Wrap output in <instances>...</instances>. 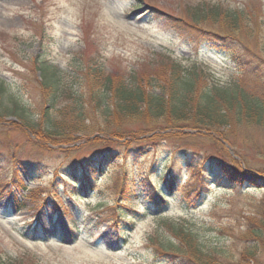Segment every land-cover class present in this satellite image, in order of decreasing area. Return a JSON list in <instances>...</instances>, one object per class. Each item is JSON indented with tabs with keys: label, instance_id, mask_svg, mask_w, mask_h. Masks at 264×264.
<instances>
[{
	"label": "rangeland",
	"instance_id": "1",
	"mask_svg": "<svg viewBox=\"0 0 264 264\" xmlns=\"http://www.w3.org/2000/svg\"><path fill=\"white\" fill-rule=\"evenodd\" d=\"M197 1L202 0H0V82L7 83L6 93L21 99L27 111L18 115L0 106V258L19 264H185L174 253L180 241L164 228L165 241H158L157 222L150 215L141 216L119 237L116 210L124 205L143 209L147 196L162 191L160 177L172 163L180 173L174 194L183 198L197 194L191 170L194 174L212 162L234 160L242 183L233 188L212 185L190 211L173 207L163 216L204 222L206 228L195 237L201 250L221 244L237 256L241 243L236 235L243 232L245 217L254 216L264 203V185L252 182L264 179L259 173L264 172L263 131L234 128L228 142L204 128L176 127L164 119L110 126L101 118L87 119L72 128H46L37 122L48 106L41 74L33 67L38 58L53 75L71 79L77 63L91 57L101 58L108 70L123 72L148 66L152 53L166 52L202 60L225 79L239 67L233 58L249 57L232 48L237 37L264 59L263 37L248 35L241 26L229 31L222 22L195 14ZM220 1H244L264 21V0ZM108 155L109 171L97 173L98 189L81 198L71 195L72 185L64 178L71 173L83 177L88 160ZM124 168L129 169V191L121 194L111 188L108 175ZM20 182L27 191L18 187ZM14 197L24 200L23 209L13 204ZM182 248L185 257L195 255ZM260 258L258 264H264V254Z\"/></svg>",
	"mask_w": 264,
	"mask_h": 264
},
{
	"label": "trees",
	"instance_id": "2",
	"mask_svg": "<svg viewBox=\"0 0 264 264\" xmlns=\"http://www.w3.org/2000/svg\"><path fill=\"white\" fill-rule=\"evenodd\" d=\"M223 4L220 0L197 1L193 4V11L222 22L229 31L241 26L248 35L253 33L264 38V21L259 20L261 15L251 13L245 8L247 4L244 1L234 5ZM140 5L136 3L135 6L138 8ZM231 44L232 48L246 51L249 57L243 60L233 58L239 67L225 79L220 78L202 60L192 56L178 58L166 52L152 53L148 57L151 62L148 66H130L123 72L108 70L101 58L91 57L83 65L77 63L71 79L53 75L54 71L44 59H35V64L38 63L33 67L41 74L39 84L42 86L43 100L48 102L47 108L38 115L37 122L46 128H72L84 125L87 119L94 122L101 118L108 126L113 122L118 124L139 118L144 121L164 119L176 127L184 124L204 128L219 134L226 141L229 140L228 131L230 133L231 129L242 126L264 132V59L247 50L240 38L234 37ZM6 85L0 82V106L4 105L18 115L27 113L21 99L6 93ZM109 161V155L102 161L90 159L86 162L89 167L83 168V177L71 173L64 178L72 185L71 195L81 198L97 190L96 177L99 173L103 176L108 173ZM235 162H212L208 168H201L194 174L191 170L190 176L197 179V194L191 197L185 194L183 198H177L174 194L179 170L174 169L173 163L166 166L167 171L160 177L164 184L162 191L148 196L143 209L130 205L117 206L114 223L117 234L124 236V230L132 228L137 219L150 215L157 222L155 230L160 235L156 238L158 241L163 244L162 230L165 229L185 248L194 252L195 255L185 257L182 245L174 251L185 264H258L260 254H264V203L262 208L256 207L254 216L245 217L244 230L236 235L241 243L237 256L221 244H214L208 251L201 250L196 238L201 234V229L206 228L204 222L187 216L185 219L163 216L173 207L190 211L202 203L212 185L233 188L242 183L243 174ZM192 166L188 165L190 169ZM88 169L94 173L91 174ZM25 172L27 177H32L28 170ZM129 176L128 168H124L123 173L117 172V175L109 174L113 184L111 188H117L121 194L129 191ZM254 180L253 183L260 181L264 185V179ZM18 187L23 191L28 190L22 182ZM23 199L17 202L18 199L14 197L13 204L17 202V209H23ZM232 236L235 238V235ZM19 263L0 258V264Z\"/></svg>",
	"mask_w": 264,
	"mask_h": 264
}]
</instances>
